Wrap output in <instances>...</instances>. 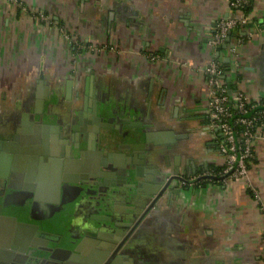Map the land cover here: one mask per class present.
<instances>
[{"label":"crops","instance_id":"1","mask_svg":"<svg viewBox=\"0 0 264 264\" xmlns=\"http://www.w3.org/2000/svg\"><path fill=\"white\" fill-rule=\"evenodd\" d=\"M250 1L247 23L219 48L211 43L218 21L243 15L229 0H0V122L32 103L43 80L38 90L63 101L70 95L73 109L83 107L85 95L99 93L120 99L147 126L171 125L187 134L177 157L182 168L221 167L225 156L209 117L206 70L219 61L231 92L264 101V0ZM262 134L245 177L208 178L174 200L170 264H264ZM3 137L10 169L24 153ZM24 168L15 171L23 175ZM7 228L12 242L17 231L14 224Z\"/></svg>","mask_w":264,"mask_h":264},{"label":"flooded vegetation","instance_id":"2","mask_svg":"<svg viewBox=\"0 0 264 264\" xmlns=\"http://www.w3.org/2000/svg\"><path fill=\"white\" fill-rule=\"evenodd\" d=\"M41 84L32 103L0 122L3 138L24 153L10 169L4 155L0 167V181L7 182L0 211L23 216L12 242L7 227L13 222L2 218L1 242L16 254L1 251L0 264H27L24 255L39 256L44 264H170L174 200L192 184L203 186L207 175L219 176L217 167H180L177 157L185 151V139L158 135L176 131L171 125L140 127L143 120L118 98L89 93L76 110L70 95L66 101L54 99L59 95L41 92ZM99 106L110 110L103 118ZM142 129L152 132L149 142ZM128 144L140 152L134 158ZM133 162L139 178L125 172ZM17 166H25L23 175ZM12 201L18 206H9Z\"/></svg>","mask_w":264,"mask_h":264},{"label":"built area","instance_id":"3","mask_svg":"<svg viewBox=\"0 0 264 264\" xmlns=\"http://www.w3.org/2000/svg\"><path fill=\"white\" fill-rule=\"evenodd\" d=\"M11 1L20 3L19 0ZM229 3L232 8L243 11V15L225 17L218 21L211 40L214 46L224 43L232 29L247 23L248 15L244 13V9L249 6L250 0H229ZM40 15L46 17L44 14ZM232 50L237 53L235 46ZM206 72L209 117L212 127L222 133L220 151L225 156V164L216 174L223 176L220 181L240 179L248 174V160L254 153V139L264 129V101H252L240 89L230 92L222 80L224 67L219 61L211 62ZM262 137L264 138L263 134Z\"/></svg>","mask_w":264,"mask_h":264},{"label":"water","instance_id":"4","mask_svg":"<svg viewBox=\"0 0 264 264\" xmlns=\"http://www.w3.org/2000/svg\"><path fill=\"white\" fill-rule=\"evenodd\" d=\"M231 34H232V31H230L229 32V35H228V37L226 38V41H229V39H230V36H231ZM224 42V43H222L221 45H219L218 47L219 48H221V47H226L227 46V42ZM42 84L44 83V81L43 80H41L40 81ZM230 91V90H229ZM231 92V91H230ZM42 103H43V101H42ZM98 109H100V112H97V108H96V112L99 114V118L100 117H104V114L105 113H107V112H109L110 110H109V108L106 110L105 108H104V106H99L98 107ZM124 115H126V120L127 119H129L130 120V118H127V116L129 115V113H127V112H125L124 113ZM146 127V125H144V124H141L140 125V127ZM137 132V130H134V132L133 133H136ZM138 133V132H137ZM136 133V135L137 136H139V134H137ZM148 133V134H147ZM150 133H152V132H147V130L146 129H142V130H140V134H143L145 137H146V141L147 142H149V140H148V136H149V134ZM5 135V132H3V131H1L0 132V137H3ZM158 135H161L162 137H167V136H169V137H172L173 139H181V138H184L185 136H187V134H184V133H177L176 131H174V130H170V131H166V132H160V133H158ZM110 137L109 136H106V140H107V142L108 143H110L111 141H110ZM84 141H87V138H84ZM176 142V141H175ZM3 144V141H1L0 140V167L2 166V162H3V157H4V154H3V152L4 151H6V150H8V148L6 147V146H8L7 145V143L5 142L4 143V146L2 145ZM126 146H131L132 147V154L131 155H129V158H134L136 155H138V153H140L139 151L137 152V150H136V148H135V146L134 145H126ZM146 152H144V154H145ZM13 161L16 163V159H13ZM134 163V162H133ZM125 172L127 173V175L128 174H130L131 176H133L134 178H139V177H141V175H140V173H139V168L137 167V165H136V163H134V165L133 166H129V167H126L125 168ZM208 178H211V179H217V180H222L223 179V176H212V175H208L207 176ZM1 178V177H0ZM2 181H0V184H2V186H1V188H0V197H3L4 195H5V191H4V189H6V184H7V182H2ZM4 184H5V186H4ZM171 188H173L174 186L172 185V186H170ZM165 191H166V189H165ZM164 191V192H165ZM178 191L177 190H175V193H177ZM163 194H161L160 196H158L156 199H155V201L159 198V197H161ZM167 195V194H166ZM8 196V195H7ZM7 198V197H6ZM5 199V198H4ZM3 199V200H4ZM5 202L6 201H4L3 202V206L5 207L6 206V204H5ZM22 214H16V215H4V214H2L1 213V211H0V225H2V218L3 217H8L9 219H11L12 220V222H13V224H14V228H15V230L18 232L19 231V225L21 224V223H23L22 221H20L18 218L20 217V218H22L23 216H21ZM16 232V236L18 235V233ZM33 234H34V232H32L31 234H30V236H33ZM15 236V237H16ZM16 243V242H15ZM1 248H0V260L1 259H3V256L1 255V251H4V250H8V251H10V252H12L13 253V255L14 254H16V251L15 250H13V249H11L10 248V245H2V246H0ZM20 251V250H19ZM23 251V250H22ZM50 253L52 252L53 253V247H51L49 250H48ZM26 252V251H25ZM12 255V256H13ZM11 256V257H12ZM12 260V259H11ZM23 261L25 260V262L24 263H27V264H37V262L38 261H41L42 262V264H44L43 263V259L41 258V257H39V256H37V258L36 257H30V256H27V255H24V258L22 259Z\"/></svg>","mask_w":264,"mask_h":264},{"label":"trees","instance_id":"5","mask_svg":"<svg viewBox=\"0 0 264 264\" xmlns=\"http://www.w3.org/2000/svg\"><path fill=\"white\" fill-rule=\"evenodd\" d=\"M250 3H251V1H250ZM249 8H250V4H249V6L246 7L244 10H245L246 12H248ZM254 162H255V157H254V155H252V157H250V159L248 160V167L250 168L251 165H252ZM221 167H222V166H221ZM221 167H217L215 170L218 171L219 169H221ZM206 181H207V180H206ZM211 181H218V180H217V179H211Z\"/></svg>","mask_w":264,"mask_h":264}]
</instances>
